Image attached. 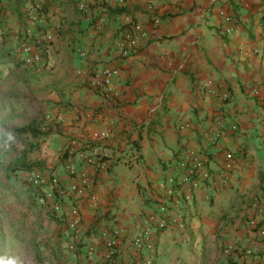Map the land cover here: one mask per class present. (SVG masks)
<instances>
[{"label":"crops","instance_id":"1","mask_svg":"<svg viewBox=\"0 0 264 264\" xmlns=\"http://www.w3.org/2000/svg\"><path fill=\"white\" fill-rule=\"evenodd\" d=\"M134 22L149 35L122 56ZM0 99L43 119L30 168L0 158L7 264H264V0H0ZM35 170L60 178L61 213Z\"/></svg>","mask_w":264,"mask_h":264},{"label":"built area","instance_id":"2","mask_svg":"<svg viewBox=\"0 0 264 264\" xmlns=\"http://www.w3.org/2000/svg\"><path fill=\"white\" fill-rule=\"evenodd\" d=\"M159 18H155L154 22L159 23ZM233 30V27L227 28V32ZM149 35V31H147L143 25L139 22H134L131 25L125 27L121 31V42L119 52L122 56H129L133 53L141 43V40L146 38ZM49 37V36H48ZM26 51L29 50L28 47L25 48ZM42 59V55L40 53H31L26 56V61L31 65L38 64ZM117 72L116 69H111L107 71V75H111ZM236 125H233V128H236ZM82 161L87 163L97 164L98 166H103V160L98 157L96 153H89V154H80ZM231 157V155H229ZM230 166V164L228 165ZM194 167L191 168V172L193 171ZM66 170L69 175L77 176L78 181L71 186V190L74 192V197L72 200L73 204L71 205L72 209V219H71V226L76 227L79 225L81 221V215L78 205L74 202L76 201L77 195L83 191L85 184L87 183V176L79 175L77 171V165L73 161L66 162ZM30 180L32 184L40 190L39 193V200L41 202H46L48 199L52 201V209L57 212L61 213L63 210V200L60 195L63 194L61 189V181L57 175L44 173L42 171H35L31 174ZM47 190H45V188ZM162 210L166 211L167 206L163 205ZM149 230H145L142 235L138 236L136 239V243L139 246L143 245V241L145 236L149 234ZM264 233V231H263ZM102 235L106 237V245L109 248V262L112 260L115 252L117 251L119 237L121 235V231L118 228H113L111 230H105L102 232ZM151 245V244H150ZM149 247V245H147ZM71 248L75 249L76 244H72ZM94 253L93 247H90L89 254L92 255ZM146 264H151L152 260L149 258L145 261Z\"/></svg>","mask_w":264,"mask_h":264},{"label":"rangeland","instance_id":"3","mask_svg":"<svg viewBox=\"0 0 264 264\" xmlns=\"http://www.w3.org/2000/svg\"><path fill=\"white\" fill-rule=\"evenodd\" d=\"M20 101H23V98H17V102L15 100H10L11 104L16 102V105H18ZM0 102V158L4 157L7 161V155H5L6 153H12L15 156L23 149L22 147L26 145V143L30 142L24 139V133L19 131V128L24 125L27 119H29V115L24 113L20 114L19 117L16 116L13 120H8L7 115L9 114L10 107L8 105L6 106L5 103H9V101L8 99H0ZM41 116L42 115L40 114V118ZM4 175V172L0 170V179L4 177ZM1 235L3 236V230H1ZM4 246L6 247V243H4ZM6 262L7 260L4 258L3 251H1L0 264H7Z\"/></svg>","mask_w":264,"mask_h":264},{"label":"trees","instance_id":"4","mask_svg":"<svg viewBox=\"0 0 264 264\" xmlns=\"http://www.w3.org/2000/svg\"><path fill=\"white\" fill-rule=\"evenodd\" d=\"M43 123V119L36 117L34 119H32L29 123L21 126L19 128L20 132L23 133H31L33 136H38L40 135L42 132L39 129V126ZM33 148V145L31 143V145H29V147H25L21 154H19L18 156L14 157L13 160L11 161L12 164V168L13 169H19V168H30L31 164L28 162V155H29V150Z\"/></svg>","mask_w":264,"mask_h":264},{"label":"clouds","instance_id":"5","mask_svg":"<svg viewBox=\"0 0 264 264\" xmlns=\"http://www.w3.org/2000/svg\"><path fill=\"white\" fill-rule=\"evenodd\" d=\"M10 264H11V262H10Z\"/></svg>","mask_w":264,"mask_h":264}]
</instances>
